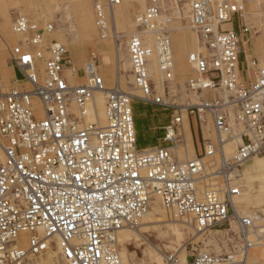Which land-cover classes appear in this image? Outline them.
Segmentation results:
<instances>
[{
    "label": "built area",
    "instance_id": "2783aa9c",
    "mask_svg": "<svg viewBox=\"0 0 264 264\" xmlns=\"http://www.w3.org/2000/svg\"><path fill=\"white\" fill-rule=\"evenodd\" d=\"M175 1L189 2L190 25L207 50L206 56L190 58L198 78L190 80L189 88L226 93L212 104L186 107L200 121L202 113L209 112L218 136L217 144L204 140L203 152L186 160L168 148H140L137 140L135 100L172 108L154 95L148 71L153 50L142 36L153 32L160 70L170 78V31L158 23L162 0H151L136 18L141 36L128 42L140 96L120 87L106 88L92 63L84 69L86 82L72 83L64 75L67 70L76 73L66 47L46 41L54 24L41 25L25 16L14 20L13 30L22 39L10 57L19 76L8 91L3 90L0 76V264H26L47 244L57 246L56 239L68 264H123L118 234L138 226L157 199L169 214L189 219L202 233L240 221L247 233L257 235L253 219L239 216L234 207L242 192L243 166L264 151V65L247 61L253 81L245 86L239 80V61L251 28H227L244 18V0ZM105 2L114 7L121 0ZM103 9L98 1L96 21L106 32ZM98 93L106 97L103 124L87 121L88 105ZM230 111L243 131L241 143L228 157L224 136L232 132ZM181 123L179 114L166 128L167 141H175ZM24 233L29 235L27 247L20 240ZM243 242L253 246L249 239ZM164 264L243 263L232 255L200 252L185 262L176 254L165 255Z\"/></svg>",
    "mask_w": 264,
    "mask_h": 264
},
{
    "label": "rangeland",
    "instance_id": "374dc122",
    "mask_svg": "<svg viewBox=\"0 0 264 264\" xmlns=\"http://www.w3.org/2000/svg\"><path fill=\"white\" fill-rule=\"evenodd\" d=\"M144 2V6L142 5L139 10H132L134 12L133 18L127 17L129 12L127 6L130 5L131 8L136 9L135 7L139 3L138 0H132V2H130L131 4L126 3L127 6L125 5V2H121L119 6L115 7L118 16L114 19L108 12L109 7L105 0H101L100 3L105 5L103 10L106 11V14L108 15V17L105 15L108 22V32L105 34V30L101 31L100 28H98L99 26L96 21L95 8L98 0H0V76L2 79L3 90L8 91L14 85L13 82L16 78L12 75V67H14V65L10 57V50L19 44L22 37L17 35L13 30L14 20L18 16L27 17L30 12L34 11V17L27 18H30V20L41 25L47 23L54 24V30L46 36V41L50 38L51 41L57 40L61 44H64L66 50L70 52V55L68 53V56L69 59L71 57V60L75 55L74 47L80 51V54H82V50L80 49L82 47L85 57L82 67L80 68H83L84 70L89 62H93L98 74L103 78L106 88L113 89L120 87L127 93L140 96V92L137 91L134 86L128 42L129 38L135 32L140 33V30L136 26V16L141 15L145 11L149 0H144ZM162 2L163 8L158 23L161 27H167L170 31V39L173 42L174 68L170 78L160 70V58L155 37L152 31H148V34L145 32L144 35L149 37L147 43L153 50L150 59L152 60V57L154 58V62L156 63V69L154 68V70L156 73L152 75L150 68L148 71L153 82L154 95L156 97H161L162 100L171 105V109L186 114L185 108L191 106V104H193L192 106L204 102L212 104L216 100L224 98L226 93L211 88L204 90L201 89L199 91H193L189 88L190 80L198 78L196 66L195 64H191L189 56H192L193 54L206 56L207 50L203 47L199 35L190 25L189 2H185L186 4L184 5L177 4L175 0H162ZM244 3L245 16L236 21L238 22L240 29H242L244 25L251 28V41L244 46L247 50V59L249 63L257 61L258 65L263 66L264 57L260 58L255 52L258 53L260 50L264 49V46L261 45L260 48H257L258 46H256L255 42L257 37L260 41L261 38H264V0H244ZM28 8L30 11L29 13L25 12ZM86 15H89L90 17L92 16V26L89 23H85L84 17H87ZM5 22L8 24L7 27L6 24L4 25ZM102 32H104V35ZM176 42H178L183 51V61L186 66V69L183 72H179L177 68L176 51L174 49ZM244 48L242 52H244ZM150 59L148 64H150ZM71 64V67L76 71L79 69L77 65L73 63ZM250 66H252V64H250ZM41 69L43 73V64ZM250 72L251 71H249V73ZM68 73L72 79L78 77L77 72L73 74L70 70ZM83 77L81 83L78 84L86 82L85 73ZM239 80L242 82L241 78ZM105 106L106 97L103 100L104 115ZM75 112L79 114L78 110ZM202 115L204 118L203 121H200L198 115L197 117L200 121L199 125L202 122L204 126L203 131L200 128L199 132H194V129L193 132L194 134H198V137H202L203 141L209 140L215 145L218 142V136L212 116L209 112H204ZM92 117L93 116H91V118ZM230 117L232 132L230 135L224 136V138L228 139L224 144L226 145L225 154L228 157L233 154L240 144L241 141H239L238 136H240L243 131V127L235 121L236 114H234L233 111H230ZM206 118L207 120L209 119L208 123L210 124L206 123ZM87 121L90 123L96 122L93 118H88ZM104 122L105 119L102 121V124ZM182 145L184 146V143ZM255 160H264V154L257 156V159ZM239 184L242 187L241 193L242 197H244L243 201L248 205H244V207L241 206V209L236 208L237 212L241 217L253 216L255 218L254 225L257 227V235L252 234V231L250 232L252 235L249 238V241H251L254 246L250 248V257H248V262L247 260L246 262L247 264H264V232H261V230L264 229V221L261 220L262 217H259L256 212L252 211V208L255 206V204H252V199L264 190V175L261 172L247 174L242 169V178ZM240 201L241 200H239V202ZM153 206V211H150L151 219L148 220L149 224L140 226L139 230L145 238H147L155 247L160 249L164 257L160 258L162 261L159 262L156 259L158 258L156 253L142 239L136 238V236L133 235L134 239L132 238L123 244L120 243V248H124L123 251H126L128 264H157L158 262V264H161L162 262V264H164L165 255L172 254H176L181 262H185L183 258L187 259L190 254H197L200 252H209L217 255H232L235 257L236 262H243L245 260L246 256L243 254V235L241 229L237 227L236 222H233L231 226L228 225L226 228L198 234L193 227H190L191 225H183V223H188V221L183 222L186 220L178 219L169 213L167 214V211L163 208L160 200L153 204ZM262 206H264V202L262 203ZM174 227H176V229ZM258 228L261 230L259 231ZM27 246L28 244L24 247ZM50 246L52 252H48L49 250L46 248L43 251L44 253L42 252L36 258L27 260L26 264H32L33 261H41L42 259L51 257V254L48 255V253H53V255L56 256L58 261L56 260L54 264H65L61 258L58 257L56 244L52 243ZM151 252L155 254L152 253V256Z\"/></svg>",
    "mask_w": 264,
    "mask_h": 264
},
{
    "label": "crops",
    "instance_id": "0c3cea01",
    "mask_svg": "<svg viewBox=\"0 0 264 264\" xmlns=\"http://www.w3.org/2000/svg\"><path fill=\"white\" fill-rule=\"evenodd\" d=\"M122 2L123 3L125 2V5L127 6L126 3L131 4L130 2H132V0H122ZM138 2H139L138 5H136L135 7L136 9L131 8L130 5L127 6V8H129L127 17L133 18L134 16L133 11L139 10V8H141V6L143 5L144 0H138ZM149 4H150V0L147 4V7ZM227 28H234L237 31L240 30V27L237 21H235L233 25L227 26ZM250 36H249L248 43H250L251 41ZM47 41H51L50 38H48ZM52 41H57V40H52ZM255 43H256V46H258L257 48H260L261 45L264 46V38H261V41H260L259 38L257 37ZM80 49L82 50V54L79 53L80 57L78 58V61L77 62L73 61V64L79 67L77 71L75 70V72H77L78 74V77H75L74 78L75 80L72 79V83L74 84L81 83V81L84 78L83 77L84 70L83 68H80V67H82V63H83L85 56H84L83 48L81 47ZM244 49L245 50L244 52L241 53L240 61H239V75H240V78L242 79V82H244L245 86H249L251 82L253 81V76H252V72L249 73L247 69V61H248L247 55H246L247 50L246 48ZM68 53L70 55V52ZM255 53L258 54L260 58L264 57V49L260 50L258 53L257 52ZM70 60H71V57H70ZM69 71L70 70H67L64 75L69 76V73H68ZM12 75L15 77L19 76V73L15 67H12ZM133 113H134V119H135V125H136L138 146L140 148H154V147L168 148L180 160L195 158L203 152V142H204L203 138L198 137V134H194V132L196 133L199 132L200 128L203 131V124L201 122L202 125L201 124L199 125L200 121L197 115L191 116L187 111H186V114L184 113L182 114V112L179 113L178 110H174L171 108H164L159 105L145 103L140 100L134 101ZM179 114L182 116V123H181L182 126L180 125L178 127V131H176L175 133L176 135L175 141L174 142L167 141L165 139L166 128L174 123L175 118ZM208 121L209 119L207 120L206 118L207 124H209ZM207 128H208V125H207ZM193 129H194V132H193ZM183 143H184V146L182 145ZM262 154H264V151ZM258 161L259 160L256 161L255 159L248 161L243 166V171L247 174H253L254 172L255 173L261 172L264 175V170L258 167L259 166V164L257 163ZM263 202H264V190L261 191L259 195L255 196L252 199V204H255L254 208H252L253 212H256V214L259 217H262L261 220L264 221V206H262ZM249 257H250V253H249Z\"/></svg>",
    "mask_w": 264,
    "mask_h": 264
},
{
    "label": "bare ground",
    "instance_id": "6f19581e",
    "mask_svg": "<svg viewBox=\"0 0 264 264\" xmlns=\"http://www.w3.org/2000/svg\"><path fill=\"white\" fill-rule=\"evenodd\" d=\"M98 1H101V0H98ZM146 1V0H145ZM121 2H122V0H121ZM121 2H120V4H121ZM119 4V5H120ZM144 4H145V2H144ZM104 7H105V5L104 4H102ZM119 5H117V6H119ZM117 6H114V7H112V6H109L108 5V7H109V10H108V12L110 13V16L112 17V18H114V19H116V17L118 16V14H117V11L115 10V7H117ZM144 6V5H143ZM145 9V8H144ZM147 9V8H146ZM145 9V10H146ZM93 10V9H92ZM25 12H27V13H29L30 11H29V8L27 9V10H25ZM105 12V15L108 17V15L106 14V11H104ZM123 12V11H122ZM121 12V13H122ZM145 12V11H144ZM143 12V13H144ZM125 13V12H124ZM142 13V14H143ZM164 13V12H163ZM141 14V15H142ZM27 15V14H26ZM33 15H35V12L34 11H32V12H30V14H28V16L27 17H31V18H33L34 16ZM124 15V14H123ZM141 15H139V16H141ZM87 16V15H86ZM139 16H136V17H139ZM71 17V16H70ZM85 18V23L87 24V23H89L91 26H92V16L90 17L89 15L87 16V17H84ZM30 19V18H29ZM135 19V18H134ZM113 20V19H112ZM70 22V21H69ZM79 22V21H78ZM6 24V27H7V23L5 22L4 23V25ZM114 24V23H113ZM103 26V25H102ZM104 27V26H103ZM5 28V27H4ZM92 28V27H91ZM98 28H100V30L101 31H103L102 30V28L101 27H98ZM93 29H94V27H93ZM7 30V29H6ZM106 30V29H105ZM9 32V31H8ZM106 32H108V31H106ZM105 32V33H106ZM87 34V33H86ZM139 34L140 33H138V32H135L131 37H134V36H139ZM142 34H144V33H142ZM147 34H148V32H147ZM109 36V35H108ZM144 36V41L147 43V39L149 38L148 36H145V35H143ZM11 37H12V35H11ZM130 37V38H131ZM180 41V40H179ZM107 44V43H106ZM171 46H172V59H173V68H174V52H173V42L171 41ZM254 46V45H253ZM103 47V46H102ZM174 49H175V51H176V60H177V68H178V71L179 72H183V71H185V69H186V66H185V64H184V61H183V51H182V49H181V47H180V45L178 44V42H176L175 43V46H174ZM74 52H75V55L73 56V58H72V60H71V62L73 63V61H75V62H77L78 60H77V58H79L80 57V55H79V53H80V51L77 49V48H75L74 47ZM187 53V52H186ZM191 59H192V56H189ZM151 58V57H150ZM188 61V60H187ZM89 63H92V64H94L93 62H89ZM88 63V64H89ZM42 62L40 63V67H39V69L40 68H42ZM191 64H193V63H191ZM193 66V65H192ZM196 66V65H195ZM149 68H150V72H151V74L152 75H154L156 72H155V70H154V68L156 69V63L154 62V58L152 57V60L150 59V64H148V70H149ZM172 68V69H173ZM108 76V75H107ZM103 79V78H102ZM108 79V78H107ZM120 83V82H119ZM134 88V87H133ZM199 94H201V93H199ZM105 94L104 93H98L95 97H94V99H93V101L88 105V117H87V119L89 118V119H95L96 120V122H99V123H101L104 119H105V115H104V111H103V100L105 99ZM197 97V96H196ZM195 97V98H196ZM198 100V99H197ZM203 100H204V97H203ZM198 101H200V100H198ZM204 102V101H203ZM185 103V102H184ZM189 103V102H188ZM192 103V102H191ZM198 104H200V103H198ZM193 104H191V106H192ZM196 105V104H195ZM186 106V105H185ZM197 106V105H196ZM183 108H185V107H183ZM77 109V107L75 106V105H73L72 106V110L75 112V111H77L76 110ZM186 109V108H185ZM207 115V114H206ZM205 115V116H206ZM40 116H42V114H40ZM91 116H93L92 118H91ZM207 123V122H206ZM189 124V123H188ZM210 124V123H209ZM184 125V124H183ZM202 125V124H201ZM182 126V125H181ZM204 127V126H203ZM210 128V127H209ZM206 129V128H205ZM209 132V131H208ZM205 133V132H204ZM189 134V133H188ZM191 136V135H190ZM238 136V135H237ZM238 138H239V141H241L240 140V136H238ZM238 140V139H237ZM241 143V142H240ZM163 146V145H162ZM229 150V149H228ZM224 151H225V148H224ZM227 151V150H226ZM229 152V151H228ZM0 157H1V153H0ZM254 159H257V156L256 157H254ZM252 160V159H251ZM257 161V160H256ZM258 164H259V168L260 169H263L264 170V160H262V161H258L257 162ZM253 165V164H252ZM239 200H241L240 202H239ZM244 197H242V193L238 196V197H236L235 198V200H234V207H235V209L236 208H239V209H241V206L242 207H244V205H248V204H245L244 203ZM157 201H159V199H157L156 200V202H154L153 204H155V203H157ZM246 202V201H245ZM153 204H152V207H151V209H150V211L152 210L153 211V208H154V206H153ZM260 205V204H259ZM148 212V214L146 215V216H144L143 217V219L141 220V222L138 224V226H136V227H134V228H131V229H128V230H125V231H121L119 234H118V242L119 243H126L127 241H129V240H131L132 238H133V235H135L136 236V238H140V239H142L155 253H156V255L158 256V258H156L159 262L160 261H162V259H160V258H163L164 257V255L162 254V252L160 251V249H158L157 247H155L147 238H145L142 234H141V232H140V230H139V227L140 226H142V225H146V224H149L148 223V220H150L151 219V212ZM236 211H237V209H236ZM253 211V210H252ZM238 213V212H237ZM167 214H168V212H167ZM238 215H239V213H238ZM248 217H251L252 219H253V221H254V217L253 216H248ZM179 219V218H178ZM182 220H186V221H183V222H187L188 221V223H183V225H191L190 227H193V224L191 223V221L188 219H182ZM169 221V220H168ZM173 221V220H172ZM181 221V220H180ZM150 222V221H149ZM182 222V221H181ZM190 222V223H189ZM236 225H237V227L239 228V229H241V232H243V238L245 239V241H248V239L251 237V235L252 234H254L253 232H252V234L251 233H247L246 231H245V228L244 227H242L241 226V223H240V221H239V223H236ZM175 226V225H174ZM185 226V227H186ZM175 229H176V227H174ZM173 228V229H174ZM180 228V227H179ZM183 229H184V227H183ZM186 229V228H185ZM188 229V228H187ZM193 229H195L194 227H193ZM259 229V228H258ZM261 229H259V231H260ZM165 231V230H164ZM195 231L198 233V234H202V232H200V231H198L197 229H195ZM261 232H264V229H262L261 230ZM167 233V232H166ZM165 234V233H164ZM163 234V235H164ZM159 235V234H158ZM162 235V234H161ZM255 235V234H254ZM179 236V235H178ZM181 236V235H180ZM166 237V236H165ZM161 238H163V237H161ZM134 239V238H133ZM20 240H21V243H22V246L24 247V246H26L27 244H28V241H29V235L28 234H26V233H24V234H22L21 235V237H20ZM261 240V239H260ZM259 241V240H258ZM56 242H57V249H58V257L59 258H61V260L63 261V263H65V264H68L67 263V261L61 256V250H60V241H58L57 239H56ZM251 242V241H250ZM252 243V242H251ZM156 245V244H155ZM253 245V244H252ZM47 247L46 248H48V252H52L51 251V246L49 245V244H47L46 245ZM254 246V245H253ZM252 246V247H253ZM244 256H246L245 257V260L242 262L243 264H247V262H248V257H249V251H250V248L251 247H248V245L245 243L244 244ZM124 250V248L123 249H121L120 248V254H121V259H122V263L123 264H128V259H127V254H126V251H123ZM44 253V252H43ZM56 253V252H55ZM152 253L153 252H151V255H152ZM155 253H153V254H155ZM186 253V252H185ZM49 254H51V257H49V258H46V259H42L41 261H33L32 262V264H54V262H56V260H57V258H56V256H54L53 255V253H48V255ZM37 256H39V255H37ZM37 256H32V257H30L29 259H32V258H36ZM153 256V255H152ZM155 256V255H154ZM41 257V256H40ZM28 259V260H29ZM160 259V260H159ZM185 259L186 258H183V260L185 261ZM151 260V259H150ZM154 260V259H153ZM246 260H247V262H246ZM58 261V260H57ZM152 261V260H151ZM158 261H156V262H158ZM158 262V263H159ZM157 263V264H158ZM163 263V262H162ZM161 263V264H162ZM27 264H29V263H27ZM131 264V263H130Z\"/></svg>",
    "mask_w": 264,
    "mask_h": 264
}]
</instances>
